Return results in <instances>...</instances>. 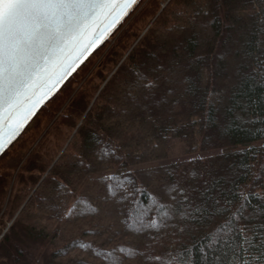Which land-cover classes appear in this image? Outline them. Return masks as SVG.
Here are the masks:
<instances>
[{"label":"trees","instance_id":"16d2710c","mask_svg":"<svg viewBox=\"0 0 264 264\" xmlns=\"http://www.w3.org/2000/svg\"><path fill=\"white\" fill-rule=\"evenodd\" d=\"M260 9V0H141L104 59L93 65L107 42L0 158V264H104L94 251L117 246L175 252L198 245L236 213L237 193L264 196V175L253 180L264 168V124L236 119H264V83L242 75L264 58ZM138 74L157 87L142 89ZM41 120L51 123L42 126ZM172 139L185 145V155L203 156L162 162ZM105 145L114 155L101 157ZM18 151L15 167L5 165ZM129 172L137 187L165 201L168 186L178 185L203 215L188 221L177 216L158 232L129 231L130 202H120L122 192L108 195L105 183L110 175ZM206 185H215L208 200L201 195ZM215 199L225 207V201L233 203L217 215ZM78 201L76 215L67 219ZM243 217L249 219L233 224H247L252 236L253 228L264 225V202L252 199ZM192 252L199 264L198 248Z\"/></svg>","mask_w":264,"mask_h":264},{"label":"snow or ice","instance_id":"6c2138e0","mask_svg":"<svg viewBox=\"0 0 264 264\" xmlns=\"http://www.w3.org/2000/svg\"><path fill=\"white\" fill-rule=\"evenodd\" d=\"M260 2L264 4V0ZM140 5L141 0H0V158L21 137L40 108L126 19L139 10ZM258 16L264 23V9L259 10ZM242 75L245 81L264 83V58H257L251 71ZM139 80V86L145 91L157 87L146 76L139 75ZM217 102L222 103V100ZM241 111H247V108L242 107ZM236 119L241 124H264V119L258 116L252 119L238 116ZM246 151L256 154L254 149ZM100 154L101 157L112 156L114 152L105 145ZM260 175H264V168L253 180ZM105 183L108 195L115 197L122 192L120 202H130L125 224L137 235L150 230L158 232L177 216L188 221L195 219L197 214L203 215L201 206L194 207L186 191L178 185H169L164 192L167 201L174 202L169 203L150 194L142 185L137 187L130 172L110 175ZM214 190L215 185H206L201 195L205 200L211 199ZM237 195L241 200L237 212L203 237L198 245L159 255L117 246L110 251L95 250L94 255L102 258L104 264H124L125 260L141 257L145 264H196L192 248L197 247L199 264H264V225L253 228L252 236H249L247 224L240 227L233 224L242 218L249 219L243 217V210L252 199L264 202V196L252 192ZM212 202L217 215H224L233 203L227 200L224 203L228 207H225L219 199ZM79 203L69 209L67 219L74 218ZM235 235L239 236V242L235 241ZM75 246L84 250L91 248V245Z\"/></svg>","mask_w":264,"mask_h":264},{"label":"rangeland","instance_id":"374dc122","mask_svg":"<svg viewBox=\"0 0 264 264\" xmlns=\"http://www.w3.org/2000/svg\"><path fill=\"white\" fill-rule=\"evenodd\" d=\"M167 1L168 0H163V2H167ZM162 4L163 3H161V5ZM131 19H132V17L129 20H127L126 22H124L125 24H123V26L121 28H119L114 33V35L109 39V42L107 41V43L99 50V52H98L99 54L96 55L95 57H93V60H94L93 65L94 66L104 59V56L106 55L108 49L116 41V39L119 37V35L124 30V28L131 21ZM50 123L51 122H49L47 124H50ZM44 124L47 125L46 121L45 120H41V125L43 126ZM41 128H43V130H44V127H41ZM184 151H185V145L178 139H172L171 142H170L169 157H168L167 160L162 161V162L171 163V162H176V161L184 159V158H186V159L187 158H194V157H197L199 155H202V154H193V153H188V154L185 155ZM10 154L7 156L4 164L7 165L8 167L12 168V167H15V165L17 164V162L19 160V156H21V152H19V151L18 152H11ZM14 173H15V171H14Z\"/></svg>","mask_w":264,"mask_h":264},{"label":"water","instance_id":"95a60500","mask_svg":"<svg viewBox=\"0 0 264 264\" xmlns=\"http://www.w3.org/2000/svg\"><path fill=\"white\" fill-rule=\"evenodd\" d=\"M120 26H121V25H120ZM120 26H119V28H120ZM119 28H118V29H119ZM113 35H114V34H113ZM113 35H112V36H113ZM108 40H109V39H108ZM108 40H106V41L100 46V48H101V47H102V46H103ZM100 48H98V49H100ZM98 49H97V50H98ZM97 50H96V51H97ZM94 53H95V52H94ZM94 53H93V54H94ZM90 57H91V56H90ZM90 57H89V58H90ZM85 62H86V61H85ZM82 65H83V64H82ZM82 65H81V66H82ZM81 66H80V67H81ZM77 70H78V69H77ZM75 73H76V72H75ZM75 73H73V75H74ZM73 75H72V76H73ZM72 76H71V77H72ZM71 77H69V79H70ZM69 79H68V80H69ZM68 80H67V81H68ZM67 81H66V82H67ZM66 82L64 83V85L66 84ZM64 85H63V86H64ZM63 86H62V87H63ZM62 87H61V89H62ZM61 89H60V90H61ZM53 97H54V96H53ZM53 97H52V98H53ZM52 98H51V99H52ZM51 99H50V100H51ZM50 100H49V101H50ZM47 102H48V101H47ZM47 102H46V103H47ZM46 103H45V104H46ZM45 104H44V105H45ZM44 105H43V106H44ZM43 106H42V107H43ZM42 107H41V108H42ZM41 108H40V109H41ZM39 111H40V110H39ZM39 111H38V112H39ZM38 112H37V113H38ZM36 115H37V114H36ZM36 115H35V116H36ZM35 116H34V117H35ZM34 117L32 118V120L34 119ZM32 120H31V121H32ZM31 121H30V123H31ZM30 123H29V124H30ZM29 124H28V125H29ZM27 127H28V126H27Z\"/></svg>","mask_w":264,"mask_h":264}]
</instances>
